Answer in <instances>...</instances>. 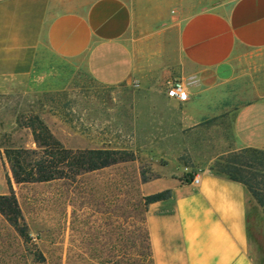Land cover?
<instances>
[{"label": "crops", "instance_id": "0c3cea01", "mask_svg": "<svg viewBox=\"0 0 264 264\" xmlns=\"http://www.w3.org/2000/svg\"><path fill=\"white\" fill-rule=\"evenodd\" d=\"M146 1L91 0L59 11L52 0H0V92L30 75L45 49L103 85L180 80L186 118L223 113L234 150L264 151V0H221L188 13L164 4L158 19ZM191 173L196 184H172L167 199L146 205L153 263L253 264L244 186L210 169Z\"/></svg>", "mask_w": 264, "mask_h": 264}, {"label": "rangeland", "instance_id": "374dc122", "mask_svg": "<svg viewBox=\"0 0 264 264\" xmlns=\"http://www.w3.org/2000/svg\"><path fill=\"white\" fill-rule=\"evenodd\" d=\"M91 0H52L59 11ZM221 0H147L154 18L164 4L186 13ZM172 9V8H171ZM167 81L103 85L82 65L42 49L30 75L0 92V196L12 192L26 225L21 238L0 215V264H154L145 225L146 196L185 175L210 169L234 149L223 113L186 118L165 96ZM227 92H224L226 95ZM30 116H37L64 148L113 150L114 164L48 182L16 184L4 148L35 150ZM247 254L264 264V201L246 199Z\"/></svg>", "mask_w": 264, "mask_h": 264}, {"label": "trees", "instance_id": "16d2710c", "mask_svg": "<svg viewBox=\"0 0 264 264\" xmlns=\"http://www.w3.org/2000/svg\"><path fill=\"white\" fill-rule=\"evenodd\" d=\"M30 130L35 150L23 148H4L12 180L16 184L29 182H48L69 178L84 172L94 171L114 164L121 158L113 150L86 149L71 150L64 148L54 138L48 127L37 117L30 116L25 123ZM210 170L241 183L246 193L259 205L264 201V151L240 149L228 152L217 158ZM192 173L185 175L189 183ZM9 195L0 196V215L21 237H26V225L12 192L10 181ZM169 189L146 196V204L162 201L169 197ZM147 240H148V234ZM148 249L150 252L149 241Z\"/></svg>", "mask_w": 264, "mask_h": 264}, {"label": "built area", "instance_id": "2783aa9c", "mask_svg": "<svg viewBox=\"0 0 264 264\" xmlns=\"http://www.w3.org/2000/svg\"><path fill=\"white\" fill-rule=\"evenodd\" d=\"M165 95L167 98L178 102H184L188 97L184 84L180 80L168 82L165 89ZM190 182L196 184L198 182V176H193Z\"/></svg>", "mask_w": 264, "mask_h": 264}]
</instances>
